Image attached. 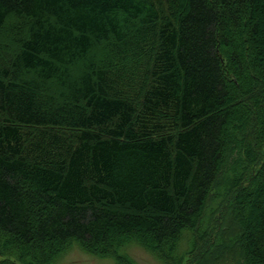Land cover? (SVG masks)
<instances>
[{
	"label": "trees",
	"instance_id": "1",
	"mask_svg": "<svg viewBox=\"0 0 264 264\" xmlns=\"http://www.w3.org/2000/svg\"><path fill=\"white\" fill-rule=\"evenodd\" d=\"M132 243L264 264V0H0V256Z\"/></svg>",
	"mask_w": 264,
	"mask_h": 264
},
{
	"label": "rangeland",
	"instance_id": "2",
	"mask_svg": "<svg viewBox=\"0 0 264 264\" xmlns=\"http://www.w3.org/2000/svg\"><path fill=\"white\" fill-rule=\"evenodd\" d=\"M124 251L115 252L114 256H100L74 246L69 253L61 258L59 264H166L140 243H132ZM0 264L24 263L16 262L14 259L6 260L5 257L0 256ZM184 264H187V262Z\"/></svg>",
	"mask_w": 264,
	"mask_h": 264
}]
</instances>
